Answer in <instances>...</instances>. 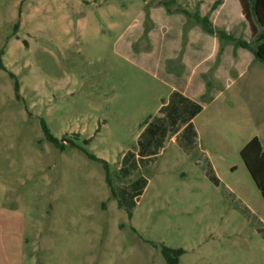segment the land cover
Listing matches in <instances>:
<instances>
[{"label":"rangeland","instance_id":"obj_1","mask_svg":"<svg viewBox=\"0 0 264 264\" xmlns=\"http://www.w3.org/2000/svg\"><path fill=\"white\" fill-rule=\"evenodd\" d=\"M198 3L0 0V264H167L163 246L185 251L179 264H264V200L240 156L254 137L264 150V63L233 110L203 116V143L220 142L217 185L203 167L183 177L192 160L175 163L170 140L161 166L125 159L153 116L149 78L127 69L107 104L116 40L138 14Z\"/></svg>","mask_w":264,"mask_h":264},{"label":"crops","instance_id":"obj_2","mask_svg":"<svg viewBox=\"0 0 264 264\" xmlns=\"http://www.w3.org/2000/svg\"><path fill=\"white\" fill-rule=\"evenodd\" d=\"M198 1L196 8H199L202 16H206L212 5L219 0ZM221 1L222 4L211 13L214 25L250 42V26L243 15L239 0ZM147 5L149 3L146 2ZM166 6L159 4L149 9L153 22V28L148 35L151 46L149 50H135L134 47L144 35L146 7L116 40V51L124 63L107 69L113 83L107 104L112 108L117 107L116 100L127 69L137 70L136 77L139 79L149 78L159 91L152 92L150 105L143 115L153 116L140 124L136 148L131 149L125 159L128 157L137 171L141 169L142 163L147 165L151 161L154 166H161L168 150L166 141L170 140L171 147H174L172 159L175 163L192 160L186 165L189 164L193 169L183 174V177H188L190 173L194 175L203 167L204 176L217 185L221 180L220 142L215 135L213 139L203 143V116L227 115L226 110H233L235 102L241 99L248 90V85L252 83L251 70L259 61L251 51L243 48L236 50L235 57V47L229 44L217 64L220 41L205 33L199 26L190 30L181 55L187 19L179 12L170 10L169 13ZM87 7L93 8L96 5L92 3ZM99 8L100 18H104V9ZM190 8H193L192 4L188 9ZM242 24L246 25V30L239 33ZM219 106H222L221 112ZM215 107L218 110L210 112ZM247 115L250 117L251 112Z\"/></svg>","mask_w":264,"mask_h":264},{"label":"trees","instance_id":"obj_3","mask_svg":"<svg viewBox=\"0 0 264 264\" xmlns=\"http://www.w3.org/2000/svg\"><path fill=\"white\" fill-rule=\"evenodd\" d=\"M172 1L174 2V0ZM239 2L246 22L250 26V42L245 41L243 37L237 38L234 34H230L225 29L218 28L214 25L211 20V13L217 10V8L222 4V1L219 0L212 5L210 13L206 16L201 15L199 8H196V10L192 12L183 8L178 11L187 19L184 27L183 50L181 55L183 54L184 48L188 41V34L190 30L195 26H199L205 33L217 37L220 41V50L217 64L220 62L225 47L229 44H232L235 47V57H237L236 50L238 48H243L251 51L257 61L264 63V0H239ZM168 12L171 13L169 9ZM152 28L153 22L150 18L149 7H147L145 31L142 38L143 40L148 41V35ZM0 65L3 66L1 58ZM16 90L19 92L18 84L16 85ZM208 91H210V85L208 86ZM43 132L45 139L49 143L53 144L57 148H64V145L61 144V142L50 133L45 124H43ZM240 156L264 200V150L260 139L258 137H254L242 149ZM89 157L92 160L101 162L107 166L105 161L92 155H89ZM161 252L167 264H179L180 259L185 255V251L183 249L174 250L165 246L162 247Z\"/></svg>","mask_w":264,"mask_h":264}]
</instances>
